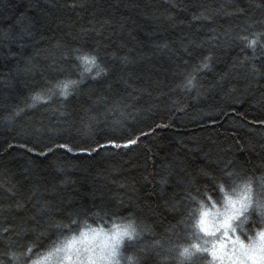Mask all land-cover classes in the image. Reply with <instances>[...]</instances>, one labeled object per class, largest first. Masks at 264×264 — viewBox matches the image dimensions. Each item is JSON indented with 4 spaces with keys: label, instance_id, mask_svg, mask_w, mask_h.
<instances>
[{
    "label": "trees",
    "instance_id": "1",
    "mask_svg": "<svg viewBox=\"0 0 264 264\" xmlns=\"http://www.w3.org/2000/svg\"><path fill=\"white\" fill-rule=\"evenodd\" d=\"M72 2L0 0V33L9 29L29 4L47 13L45 26L37 29V42L26 40L28 46L21 50L0 39V205L5 206L0 210V228H17L21 223L19 213L6 210L16 198L27 196L39 185V196L48 199L43 188L54 185L62 214L76 209L90 212L102 205L124 216L132 211L151 228L135 245V254L141 255L143 264H180L175 246H205L190 227L179 224L186 219L184 205L170 210L152 197L147 203L155 211L145 208L143 197L153 184L143 178L152 173L149 180H153L162 162L173 156L198 163L204 152L226 156L235 153L238 160L247 161L246 168L260 175L264 166V124L258 121L264 120V78H246L244 68H232L242 53L225 33L235 34L249 25L251 30L260 31L264 0H78L83 7L75 8L68 6ZM237 7L244 13L233 14ZM205 10L212 15L211 21L192 19L193 14ZM209 29H215V33ZM213 35L219 39L210 40ZM188 38L205 44L195 50L188 65L179 68L168 49L156 47L168 41L170 48L177 49L179 42ZM57 44L85 51L98 48L101 62L110 68L109 79L114 80V74L123 75L127 85L114 83L111 90L96 83L81 86L60 111L56 110L59 105L55 100L26 108L32 103L31 92L43 83L41 73L52 74L51 60L43 57L58 59ZM9 50L19 54L13 56ZM37 50L41 55H35ZM208 51H212L214 60L211 70L201 73L199 89L189 92L177 88L181 74ZM112 52L117 57H137L138 62L124 67L118 59L106 55ZM26 56H33L39 66L35 75H17V65L22 67ZM225 72L230 74L221 80ZM21 108L24 111L15 119H6ZM129 138L136 142L123 146ZM109 140L122 146L114 147ZM64 143L73 146V152L56 148L46 156L36 154ZM241 145L243 151H237ZM80 147L95 150L77 151ZM28 148L35 151L29 152ZM133 184L139 189L135 195L128 187H121ZM11 185L17 186L16 197L4 191ZM36 219L39 227L27 237L35 241L41 253L36 258L41 260L46 257L47 245L56 239V230L47 227V214H37ZM88 223L95 226L92 219ZM157 239L163 242V249L151 248ZM141 248L145 249L143 253L139 252ZM196 264L218 262L210 255H201Z\"/></svg>",
    "mask_w": 264,
    "mask_h": 264
},
{
    "label": "snow or ice",
    "instance_id": "2",
    "mask_svg": "<svg viewBox=\"0 0 264 264\" xmlns=\"http://www.w3.org/2000/svg\"><path fill=\"white\" fill-rule=\"evenodd\" d=\"M68 6L83 7V4L73 0ZM206 12L207 10L200 15L193 14L192 19L211 21L212 15ZM243 13L244 9L237 7L233 14ZM46 16L45 10L29 4L24 12L16 16L9 29L0 33V39L7 40L9 44H16L17 48L22 50L28 46L26 40L37 42L35 40L37 29L45 26ZM169 19L172 17L169 16ZM259 23L262 26L260 31L251 30L252 25H249L235 34L225 33L228 40L239 47L242 53L232 68H244L246 78H264V21ZM209 31L215 33V29ZM40 39H43V36ZM209 39L218 40L219 37L213 35ZM204 44L203 40L197 43L194 39L188 38L182 39L177 49L170 48L168 41L157 44L156 47L168 49L176 57L179 68L181 64L188 65L195 50ZM56 47L59 50L58 59L49 55L43 57L45 60H51L49 68L52 74L41 73L43 83L37 85L31 92L32 103L26 104V108H33L38 103L51 104L55 100L59 105L56 110L60 111L65 107L69 97L80 92L81 86L91 87L92 83H96L111 90L114 83L123 82L127 85V79L123 75L114 74L115 79H109L110 68L101 62L98 48L85 51L81 47H62L59 44ZM9 51L13 56L19 54ZM35 55H41L40 50H37ZM106 55L118 59L124 67L138 62L137 57L129 54L117 57L116 53L112 52ZM23 59V66L17 65V75L29 73L35 75L40 70L38 64L33 62V56H26ZM213 60L212 51L200 54L198 62L181 74L182 78L176 87L189 92L199 89V77L201 73L211 70ZM229 74L223 73L220 79H226ZM24 86L27 87V84ZM22 111H24L22 108L16 109L6 119L12 121ZM60 114L64 115V112L61 111ZM258 122L264 124V120ZM135 142V139L129 138L123 146ZM108 143L117 148L122 146L114 140H109ZM56 148L73 152V146L64 143L53 144L36 154L46 156ZM94 150L77 148L80 152ZM27 151L35 150L28 148ZM237 151L242 152L243 146H239ZM245 163L247 161L241 162L235 153L226 156L204 152L198 163L192 159L173 156L171 160L162 162L153 180H149L152 173L143 178L145 182L153 184L151 191L144 194L145 208L151 212L155 211L147 203L152 197L163 201L170 210L184 205L186 219L179 221V224L190 227L193 235L207 245L202 247L199 243H190L187 246H175L180 264H196L201 255L214 257L218 264H224L225 260L228 264H264V166L259 170L260 175H257L255 171L246 168ZM2 187L3 185H0V188ZM121 187H128V191L133 195L139 192L134 184ZM16 188V185H11L4 188V191L8 196L16 197L17 191L14 190ZM40 191V186L35 185L28 191L27 196L18 197L7 206L6 210L14 209L20 214L21 223L17 228L11 226L0 228L2 238L0 244L4 245V250L0 251V264H38L36 257H40L41 253L36 250L35 241L27 237V233L35 232L39 227L37 214H47L49 217L47 227L56 230V239L50 241L44 255L56 256L59 264H143L141 255L135 254V245L144 239L146 233L151 232V228L140 216L132 211L127 216L120 215L107 205L98 206L96 210L90 212L76 209L62 214L60 202L56 199L55 186H44L43 192L47 193L48 199L41 198ZM131 198L130 196L129 199ZM4 208L5 206L0 205V210ZM61 215L60 220L55 219ZM89 219L95 222V226L88 223ZM151 248L163 249L164 244L161 240H153ZM130 249L133 250L131 254ZM144 251V248L139 249L140 253Z\"/></svg>",
    "mask_w": 264,
    "mask_h": 264
},
{
    "label": "rangeland",
    "instance_id": "3",
    "mask_svg": "<svg viewBox=\"0 0 264 264\" xmlns=\"http://www.w3.org/2000/svg\"><path fill=\"white\" fill-rule=\"evenodd\" d=\"M200 235H202V234H200ZM202 242H203V240H202ZM202 245H204L205 247L207 246L204 244V242L202 243ZM219 254H220V252L218 250L217 255H219ZM38 264H59V261H58V258L56 256H46L45 258H42L41 260L38 259ZM224 264H228V261L225 260Z\"/></svg>",
    "mask_w": 264,
    "mask_h": 264
}]
</instances>
